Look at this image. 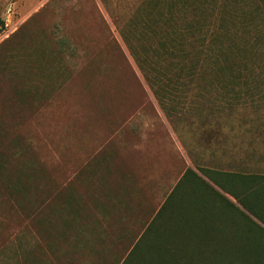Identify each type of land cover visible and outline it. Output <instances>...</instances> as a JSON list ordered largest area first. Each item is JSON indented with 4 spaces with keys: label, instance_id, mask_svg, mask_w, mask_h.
Masks as SVG:
<instances>
[{
    "label": "rangeland",
    "instance_id": "1",
    "mask_svg": "<svg viewBox=\"0 0 264 264\" xmlns=\"http://www.w3.org/2000/svg\"><path fill=\"white\" fill-rule=\"evenodd\" d=\"M0 16V218L23 204L35 209L27 219L54 222L44 230L69 239L61 264L126 255L187 165L205 179L203 169L264 174V47L216 76L214 64L190 75L168 53L172 36L217 33L223 17L228 32L252 35L239 23H262L264 0H0ZM177 139L191 162L173 152L163 158L171 173L162 160L150 170L148 140L167 153ZM121 143L136 163L121 172L133 179L117 176ZM71 201L91 209L95 237L67 231L60 215Z\"/></svg>",
    "mask_w": 264,
    "mask_h": 264
},
{
    "label": "trees",
    "instance_id": "2",
    "mask_svg": "<svg viewBox=\"0 0 264 264\" xmlns=\"http://www.w3.org/2000/svg\"><path fill=\"white\" fill-rule=\"evenodd\" d=\"M4 23L0 16V28ZM239 25L252 27L253 34L235 33L237 30L228 32L223 17L220 22L223 29H218L217 33L194 34L188 29L186 34L179 35L183 41L178 35L172 36L169 58L184 65L188 61L190 75H197V71L203 76L211 64L220 67L214 71L215 76L220 72L224 75L225 69L231 67L242 50L253 52L258 47H264V21L259 23L245 17ZM195 46L199 50L189 53L188 47ZM138 62L145 71L144 61L139 58ZM146 63L150 62L147 60ZM152 66L151 78L154 74ZM232 74L236 77L242 75L239 71ZM202 171L208 179L191 168L187 169L180 180L181 184L194 178L196 183L186 190L176 187L136 236L127 254L116 257L114 264H264V227L249 216L251 214L264 223V174ZM209 180L234 197L242 208L219 192ZM106 193V202L103 201L101 207L108 212L114 208V195L110 191ZM71 197L70 192L62 193L63 204ZM75 200L72 198V201ZM72 201L60 215V219L64 218L63 221L69 226L67 231L72 229L77 238L89 230L95 237L98 225L94 224L96 217L91 209L87 210L79 201Z\"/></svg>",
    "mask_w": 264,
    "mask_h": 264
},
{
    "label": "crops",
    "instance_id": "3",
    "mask_svg": "<svg viewBox=\"0 0 264 264\" xmlns=\"http://www.w3.org/2000/svg\"><path fill=\"white\" fill-rule=\"evenodd\" d=\"M152 128V127H151ZM154 128V127H153ZM207 138V139H206ZM213 137H205L206 140L210 141ZM149 147H150V154H149V169L155 170L156 166L160 167L159 161H168L165 156H170L173 154V152H176V154H179L180 156L183 153V156L185 158V161L189 164L191 162V159L188 155V153L183 150L181 142L177 139L176 142L178 143L179 147L176 148L174 151L171 149H168L167 153L163 151V153L158 151L157 149V141L155 140H148ZM124 143V142H123ZM123 143H121V146L119 147V151L121 154L123 153V156H121V159L117 157V176L119 178H122L123 180L133 179L134 175H125L123 174V171L126 165L129 166L132 169L134 168V171H136L134 165L136 163L132 160L127 159L126 154L128 153L126 151L127 147L123 146ZM180 148V149H179ZM179 149V150H178ZM133 150V149H132ZM119 151H117V155L119 156ZM133 153V151H130ZM132 155V154H131ZM134 155V153H133ZM183 158V159H184ZM182 159V158H181ZM126 160V161H125ZM129 160V161H128ZM132 162V163H131ZM166 164V163H165ZM164 167L168 168V172L171 173L173 165L168 163L166 165H163ZM184 169L183 172H181L180 176L178 177L177 181L175 182L174 186L168 193V195L176 188H183L186 190L189 185L196 183L194 180H196L194 177V180H184L181 184V178L184 175V173L187 171ZM189 169V168H188ZM192 169V168H191ZM194 171H199L197 168L193 169ZM133 171V172H134ZM132 172V173H133ZM151 172V171H150ZM155 178V176H153ZM164 179H167V173L164 175ZM194 181V182H193ZM123 188V185L122 187ZM124 191V188L122 189ZM167 199V198H166ZM165 202V201H164ZM16 212L12 216H7V218H0V264H61V248L60 244L66 240V243H69V239H65L62 242V238L60 236H56L53 233V230L49 232L44 230L45 228H53L56 227L54 222L52 221H45L42 218H32L27 219L28 212H33L35 209H28V205L23 204H15L13 207H11ZM38 209H36V212ZM33 216V215H32ZM48 232V234L46 233ZM75 238V237H74ZM76 241V239H75Z\"/></svg>",
    "mask_w": 264,
    "mask_h": 264
}]
</instances>
